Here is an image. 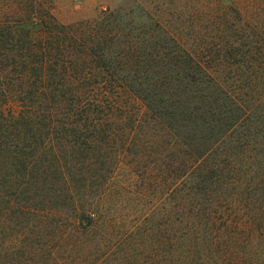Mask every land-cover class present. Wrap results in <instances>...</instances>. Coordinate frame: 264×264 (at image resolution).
Instances as JSON below:
<instances>
[{"label": "trees", "instance_id": "1", "mask_svg": "<svg viewBox=\"0 0 264 264\" xmlns=\"http://www.w3.org/2000/svg\"><path fill=\"white\" fill-rule=\"evenodd\" d=\"M10 10L0 12V158L17 176L54 187L53 198L71 203L65 216L87 231L117 213L90 201L93 185L110 187L126 159L146 174L147 163L164 166L169 153L181 264H203L196 254L220 232L217 207L243 209L253 235L264 238V211L248 206L249 190L259 200L258 181L239 179L264 153V48H177L183 73L171 92L156 94L133 89L139 80L109 54L111 33L60 25L35 0H15ZM89 169L95 174L84 175ZM258 252L264 257V243Z\"/></svg>", "mask_w": 264, "mask_h": 264}, {"label": "rangeland", "instance_id": "2", "mask_svg": "<svg viewBox=\"0 0 264 264\" xmlns=\"http://www.w3.org/2000/svg\"><path fill=\"white\" fill-rule=\"evenodd\" d=\"M14 1L0 0V12L11 13ZM35 1L60 25L90 23L101 33H111L109 54L128 64L123 75L139 80L133 87L136 91H172L178 72L183 73L176 67L177 48L232 44L250 46L253 53L264 48V0ZM166 71L169 79L157 88L156 80ZM170 157L167 153L165 167L147 163L146 174L141 173L145 168L139 173L126 159L110 187L91 188L88 183L93 190L90 201L104 200L117 206V213L87 231L65 216L71 214V203L53 198L54 187L30 185V179L17 176L0 158V264H181L183 256L173 241ZM250 159L254 168H246L239 179L258 181L254 188L259 189V200H253V189L247 194L249 208L260 213L264 211V153ZM87 174L95 172L89 169ZM234 189L228 188L226 195H233ZM217 209L223 213L216 223L220 232L209 234L207 248L196 256L203 257V264H264L262 254L255 253L264 238L253 235L247 212Z\"/></svg>", "mask_w": 264, "mask_h": 264}]
</instances>
